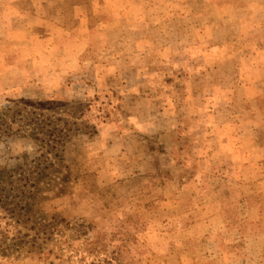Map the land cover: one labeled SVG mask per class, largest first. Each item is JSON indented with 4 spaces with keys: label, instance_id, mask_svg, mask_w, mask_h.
<instances>
[{
    "label": "rangeland",
    "instance_id": "obj_1",
    "mask_svg": "<svg viewBox=\"0 0 264 264\" xmlns=\"http://www.w3.org/2000/svg\"><path fill=\"white\" fill-rule=\"evenodd\" d=\"M150 3L144 1L141 8L140 2L130 1V13L137 18L99 14L88 19L90 33L74 34V40L83 45L86 42L102 45L114 41L151 42L135 51L131 43L125 47L127 53L122 62L114 65L122 68L120 79L114 76L102 80L101 64H80L78 60L79 63L71 66V72L65 70L66 81L61 83L64 90H70V95L62 92L47 96L60 84L52 82L51 76L44 81L17 82L13 89L8 80L0 81L4 84L0 88V168L14 172L15 180H22L17 184L20 191L14 202L19 208L28 204L31 209L29 221L24 225V218L20 217L22 221L16 223L0 210L14 230L8 238L0 239L4 242L0 248L3 252L0 264H200L197 240L183 235H164V224L158 222L156 210L152 208V166L143 164L140 169L130 171L131 156L101 153L98 134L105 125L122 122L127 116L135 115L141 121L156 120L152 109L143 108L138 114L121 110V86L138 91L141 84L142 90L145 86L152 91L154 101L165 99L175 104L178 112L175 120L182 123V129L175 135L176 156H182L183 152L188 156H209L208 148L219 147L226 150L221 156L238 155L233 151L243 149V145L230 141V134L243 117H249L247 122L257 126L253 147L260 145L264 152V31H258L264 26V17L254 14L247 18L243 24L246 22L254 31L240 35L237 27L230 25L235 20H228L233 16L232 11H226L216 16L215 27L206 29L201 36L194 31L184 32L188 30L186 22L163 15L153 18ZM240 4L242 9L250 6L254 12L261 9L258 0H240ZM4 5L5 2H0V9ZM19 5L12 4L11 8ZM19 8L28 9V4L23 3ZM115 8V4L110 5V9ZM180 9V5L173 6V12ZM163 18L167 24L162 29L167 31L152 32V24H158ZM21 20L8 32L0 29V59L19 62L33 57L36 61L39 55L43 59L49 52L48 42L55 37L62 40L57 37L61 34L51 30L50 33L34 32V29L41 30L35 26L36 19ZM134 21L141 29L139 33L130 31ZM107 23L109 27L104 29ZM218 27L221 29L216 30ZM202 40L205 45L214 40L220 48H197ZM152 41L158 48L152 49ZM92 53L97 52L92 50ZM145 54L149 57L147 62L141 59ZM214 56L227 60L226 64H213ZM95 60L101 63L102 58ZM133 66L143 71L135 72ZM128 67L130 70H126ZM136 75L141 82L136 81ZM187 89L192 90L190 109L182 111ZM200 96H204L200 103L202 109L196 111L192 104ZM257 99L262 109L256 108ZM119 125L125 132L126 127ZM164 177V173L155 176V185H161ZM243 190L247 192L249 205L258 202L264 206V179ZM238 194L243 193H234ZM258 212L264 213L263 207L260 211L254 210L253 216ZM178 223L181 222L173 221L167 229L178 227ZM260 230H264V225L255 231ZM165 249L175 252L170 260L161 256ZM257 264L264 261L259 259Z\"/></svg>",
    "mask_w": 264,
    "mask_h": 264
},
{
    "label": "crops",
    "instance_id": "obj_2",
    "mask_svg": "<svg viewBox=\"0 0 264 264\" xmlns=\"http://www.w3.org/2000/svg\"><path fill=\"white\" fill-rule=\"evenodd\" d=\"M130 1L140 2V6L142 5L141 8H143L141 3L147 0H0V2H5L4 7L0 9V29L11 30L14 23L17 25L22 22V18L24 21L36 19L35 26L41 30L34 29V32L47 33L51 30V33L61 34L57 37L62 39L59 40L55 37L48 42L49 52L46 50L48 54L43 59L40 55L37 56L36 61L32 60L33 57L19 62L10 61L8 58L0 59V64L4 65L3 68L0 66V81L6 80L7 82L8 80L9 87L13 89L15 87L13 85L17 82L44 81L45 77L51 76L52 82L60 84L52 89L51 94H47V96L62 92L70 95V90H64L61 83L66 81V77L63 76L66 73L65 70L69 69L71 72L73 69L71 66L76 62L79 63L78 60L80 64H101L102 80L106 81L107 78L114 76L120 79L123 77L120 74L122 68L118 69L114 65H119L122 62L123 55L127 53L125 47L131 43L132 49L135 51L142 45H151V42L144 44V41H114L104 45L86 42L83 45L74 40L76 38L74 34L90 33L91 29L87 24L91 20L88 19L95 18L99 14L111 13L109 15L117 18L126 16L137 18L136 14L130 13ZM148 1H152L150 9H152L153 18L156 15H163L162 17L169 16L171 20L175 19L177 22L179 20L186 22L188 30L184 32L194 31L201 36L206 29L214 28L215 17L226 11H232L233 16H230L228 20H235L230 25L237 27L240 35L251 34L254 31L252 26L246 24L247 18L253 17L254 14L264 17V0H258L261 3L260 12H254L250 6L242 9L240 0H229L222 4L218 3L222 0ZM15 3L28 4V9H21L20 5L11 8ZM112 4H115V9H110ZM173 4L180 5L181 9L173 12ZM241 18L246 19L242 20ZM13 20L14 22H12ZM244 21H246L245 25ZM166 24V18L161 19L158 24H152V32H166V29H162ZM113 25L111 23V27ZM108 27L109 23L103 28L107 29ZM219 28L221 29L218 27L216 30H220ZM259 29V32H263L264 26H260ZM213 30L215 31V29L211 31L214 32ZM130 31L139 33L141 29L134 21ZM204 43L205 41L202 40L197 43L196 47L202 50L220 48V45L214 40H210L206 45ZM153 48H158V46L152 41ZM181 49L184 48L181 47ZM92 50H96L97 53L93 55ZM212 53L216 55L215 52ZM99 56L102 58L101 63H96L95 58L100 59ZM133 56L136 54L134 53ZM144 56L141 59L147 62L149 57L147 58L146 54ZM214 57L213 64H226L227 60H218V57ZM133 61L138 60L133 58ZM134 65L136 64L134 63ZM231 65L236 66L235 63ZM144 68H146L145 65ZM138 69L134 66L132 68L135 72L143 71ZM146 69L149 70L148 67ZM126 70H130V68L128 67ZM136 81L141 82L142 79L136 75ZM139 85L138 91H128L121 86L120 95L123 99L121 110L126 111L127 114L131 113L130 110L132 113L138 114L143 108L145 110L152 109V114H156V120L153 122H149V119L141 121L133 115L127 116V119L122 122L117 121L112 125H105L98 134V141L102 149L100 152H106V156H131L132 169L130 171L133 172L140 169V165L143 164L152 166V208L156 210L158 222L164 224V235H183L197 240L202 259L200 264H257V260L264 257V230H255L263 227L264 213L258 212L256 216H253L252 213L254 210L260 211L261 207L264 209V206L258 202L256 205H249V197L246 190H243L256 186L258 181L264 179V152L260 145L253 147L255 139H257L256 135H258L257 126L247 122L249 117H243L235 124L233 133L230 134V141L235 140L234 144L238 142L243 145L241 150L234 149L233 153H239L238 155L221 156L226 150L219 147V149L208 148L206 151L210 154L209 156H188L184 152L182 156H176L178 143L175 135L179 129H182V123L179 122L180 120H175L178 113L175 110V104H172L171 101L166 102L165 99L164 102L154 101L151 99L152 91L147 90L145 86L142 90V85ZM3 87L4 84L0 83V88ZM184 93L182 111L190 109L192 90L187 89ZM203 98L204 96L197 97L195 104H192L196 111L202 109L200 103ZM125 101L128 102L125 103ZM257 101L258 99L255 102L256 108H261L258 107ZM119 124L126 127L125 132L121 131L122 128ZM229 150L231 149L229 148ZM162 173L165 176L163 183L155 185V176L159 177ZM236 174L238 176H235ZM236 191L243 194L236 196L234 195ZM230 210H232V214H230ZM173 221L181 223H178V227L167 229V226ZM252 230L253 232L249 233ZM173 254H175L173 250L165 249L161 256L170 260ZM253 259L255 262H252Z\"/></svg>",
    "mask_w": 264,
    "mask_h": 264
},
{
    "label": "trees",
    "instance_id": "obj_3",
    "mask_svg": "<svg viewBox=\"0 0 264 264\" xmlns=\"http://www.w3.org/2000/svg\"><path fill=\"white\" fill-rule=\"evenodd\" d=\"M20 181L22 180L14 179V172L8 173L5 169L0 168V210L8 214V219H15L14 221L16 223L22 221L20 220V217L24 218V220L22 221V225H24L27 223V221H29L31 209L29 208L28 204H26L25 207L19 208L18 204L14 202L19 195L20 190L18 189L17 184L20 183ZM26 185L27 184H25V186ZM24 197L27 198L26 195ZM17 207L19 208V210H17L18 214H15V210ZM5 221L7 220L0 213V239L2 240L11 236L14 231ZM2 223L4 224L3 228L1 227ZM15 234L18 235L19 233L15 231ZM3 243L4 242H0V248H2ZM34 244H31L32 247H34L33 249H35ZM15 245L19 246L17 243H15ZM0 257H3V252H0ZM262 260L264 261V257L262 258Z\"/></svg>",
    "mask_w": 264,
    "mask_h": 264
}]
</instances>
